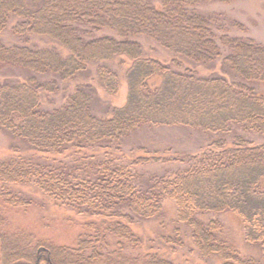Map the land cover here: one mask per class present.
Returning <instances> with one entry per match:
<instances>
[{"label": "trees", "instance_id": "obj_1", "mask_svg": "<svg viewBox=\"0 0 264 264\" xmlns=\"http://www.w3.org/2000/svg\"><path fill=\"white\" fill-rule=\"evenodd\" d=\"M234 1L0 0V129L11 150L0 157V264H174L126 252L141 245L132 225L160 217L166 200L200 257L264 264V43L201 9ZM6 31L13 42H2ZM159 49L169 61L151 54ZM92 71L110 96L123 81V105L97 109L96 85L74 82ZM59 93V105L42 100ZM158 127L208 141L191 155L122 154L131 133ZM150 163L162 173L145 170ZM23 185L85 218L73 245L8 229L9 211L36 203ZM222 213L238 219L258 259L239 255ZM178 228L159 237L179 246Z\"/></svg>", "mask_w": 264, "mask_h": 264}, {"label": "rangeland", "instance_id": "obj_2", "mask_svg": "<svg viewBox=\"0 0 264 264\" xmlns=\"http://www.w3.org/2000/svg\"><path fill=\"white\" fill-rule=\"evenodd\" d=\"M203 10L210 12H219L228 20H233L245 28L242 34L264 43V0H235L230 4H218L216 2L207 3L202 6ZM14 20L11 21V24ZM10 24V25H11ZM231 33H240L233 30ZM14 36L9 31L2 35V42L7 44L14 41ZM33 46L44 47L53 45L44 37H33L29 42ZM147 49L151 44L143 42ZM153 46V45H152ZM159 51H161L159 49ZM64 52V51H63ZM162 51L160 52V54ZM158 56L164 61H169V55L158 52L151 53ZM159 54V55H158ZM162 56V57H160ZM129 64L128 60H125ZM116 67V62L114 63ZM199 74H207L211 72L201 67H196ZM214 70H218V66ZM2 78L0 77V80ZM87 81L96 85L93 71L87 77L77 76L74 82ZM70 83V88L75 83ZM69 88V90H70ZM96 93L100 98L99 108L103 106H121L125 102L126 86L121 81L118 92L113 95H107L101 87L96 85ZM42 100L48 104L46 100L52 101L53 105H59L63 101L61 94L47 95L43 94ZM101 103V104H100ZM49 105V104H48ZM52 105V104H51ZM104 108V107H103ZM104 110V109H103ZM222 136V135H220ZM218 137V136H216ZM206 135L195 130L166 127V128H147L141 129L140 132L131 133L122 143V154L124 156H135L141 151L140 148L148 151H163L170 148L178 153L196 154L203 148ZM9 137L0 129V157H7L11 152L8 148ZM159 164L150 163L144 169L149 172L162 173ZM19 191L24 195H29L35 199L36 203L24 210H11L7 215L8 229L15 232L22 231L33 233L40 238L52 240L54 243L73 245L77 234L81 230L79 222L84 220L83 216H79L75 211L59 207L53 204L49 198L30 185L20 186ZM222 222L225 234L230 243L234 246L241 257L259 258L258 249L255 246L247 244L243 239V232L238 219L230 213H222L218 216ZM178 226V234L181 239V245L171 247L164 242L159 236L174 235L173 229ZM135 236H137L141 245L138 249H130L127 254L135 255L155 251L165 259L170 260L174 264H221L222 259L219 257L202 258L197 252L195 246L190 241L188 231L180 224L175 222V211L172 201L163 202V214L155 219L138 221L131 227ZM112 243V241H111Z\"/></svg>", "mask_w": 264, "mask_h": 264}]
</instances>
